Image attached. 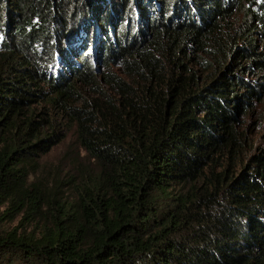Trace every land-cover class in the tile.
I'll return each mask as SVG.
<instances>
[{
  "label": "trees",
  "instance_id": "1",
  "mask_svg": "<svg viewBox=\"0 0 264 264\" xmlns=\"http://www.w3.org/2000/svg\"><path fill=\"white\" fill-rule=\"evenodd\" d=\"M256 104L264 0H0V264H264Z\"/></svg>",
  "mask_w": 264,
  "mask_h": 264
},
{
  "label": "rangeland",
  "instance_id": "2",
  "mask_svg": "<svg viewBox=\"0 0 264 264\" xmlns=\"http://www.w3.org/2000/svg\"><path fill=\"white\" fill-rule=\"evenodd\" d=\"M256 104L255 106H257ZM257 111V113H256ZM258 115H261L260 119H258ZM246 119L245 127L247 130V133L250 134V138L255 142L259 143L260 141L262 142L263 140V132H264V104L263 105H258L255 111H253L251 114H249ZM257 119L259 120L260 123H257ZM73 137L71 133L68 134L66 139L57 145L51 153L47 156L46 160L48 161H55L61 153L66 149L67 145L72 141ZM81 154L83 152L81 151ZM15 222L11 223V227L14 225ZM8 226V225H7Z\"/></svg>",
  "mask_w": 264,
  "mask_h": 264
}]
</instances>
